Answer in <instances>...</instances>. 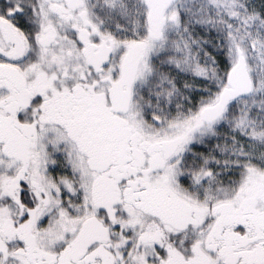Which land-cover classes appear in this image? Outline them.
I'll return each instance as SVG.
<instances>
[{
    "label": "snow or ice",
    "instance_id": "snow-or-ice-1",
    "mask_svg": "<svg viewBox=\"0 0 264 264\" xmlns=\"http://www.w3.org/2000/svg\"><path fill=\"white\" fill-rule=\"evenodd\" d=\"M0 264H264V0H0Z\"/></svg>",
    "mask_w": 264,
    "mask_h": 264
}]
</instances>
